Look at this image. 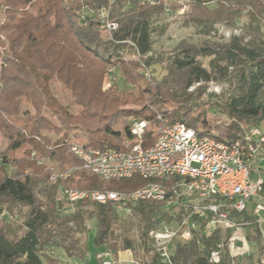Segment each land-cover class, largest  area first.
Instances as JSON below:
<instances>
[{
  "label": "trees",
  "instance_id": "1",
  "mask_svg": "<svg viewBox=\"0 0 264 264\" xmlns=\"http://www.w3.org/2000/svg\"><path fill=\"white\" fill-rule=\"evenodd\" d=\"M166 1L171 11L184 6V23L201 26L199 33L209 34L217 21L233 25L243 16L247 26L225 43L194 45L180 41L168 57L166 74L158 79L151 66L162 64L163 59L155 53L151 24L155 15L166 12ZM166 1L150 4L142 0H0V264H55L58 259L46 253L54 246L67 256L83 258L87 241L75 234L87 232L86 211L66 212L62 209L64 200L53 194L60 186L101 188L103 184L96 175L80 168V161L69 150L71 141L66 135L85 138L87 141L82 143L88 147L127 149L134 136L126 117L132 114L153 125L158 123L156 115L161 114L170 122L183 121L199 135L222 140L239 138L245 129L261 126L264 35L260 29L264 1ZM211 1L216 2L213 8L207 6ZM101 8H108L109 18L117 24L106 38L100 34ZM126 54L132 57L127 58ZM201 56L212 57L209 68L199 62ZM110 65L120 72L129 88L119 89L111 83L102 89ZM144 69L149 71V77L144 75ZM211 80L224 85L220 92L208 90ZM23 103L33 108L34 114L20 115L19 106ZM209 105L213 109L212 125L199 120ZM95 121L98 126H94ZM144 136L142 144L147 145L151 131ZM41 158L53 159L55 165L43 160L39 163ZM49 166L57 171H71L65 178L51 181ZM8 167L13 168V174ZM23 167L31 172L23 174ZM36 168L43 171L42 180L49 186L44 189L42 200L34 188ZM77 175L82 176V181L75 180ZM123 179L129 182V190L146 182L137 174L115 182ZM110 187L119 190L118 186ZM85 203L92 206L88 217L96 220L93 245L113 252L118 248L132 250L129 240L120 247L111 243V206L86 200L74 204ZM15 206L28 208L20 226L4 215L11 214ZM160 206L163 205L158 201L140 200L130 209L143 225L140 239L145 251L148 244L154 247L149 231L178 218L174 213L171 216L162 212ZM220 240V230L209 236L196 230L189 240L177 244L172 262L231 264L227 253L222 252L217 263L208 260L210 250ZM154 259L161 263L156 250Z\"/></svg>",
  "mask_w": 264,
  "mask_h": 264
},
{
  "label": "built area",
  "instance_id": "2",
  "mask_svg": "<svg viewBox=\"0 0 264 264\" xmlns=\"http://www.w3.org/2000/svg\"><path fill=\"white\" fill-rule=\"evenodd\" d=\"M164 10L171 11L167 1ZM99 17L101 31L110 36L117 24L109 18L108 8H101ZM116 71L114 65L106 69L107 86L115 82ZM143 73L146 77L150 75L147 69ZM156 120L158 123L154 125L148 119L130 120V133L140 142L129 146L127 151L93 148L82 142H71L69 146L80 161V168L101 180L137 174L146 180L143 185L126 191L60 186L57 199L108 204L115 211L129 210L140 200L161 202L178 216L173 227L162 225L148 233L165 264H173L169 246L175 238L189 240L196 230L206 236L216 230L220 234L229 230L228 235H235V230L248 223L247 217L259 225L264 221V130L253 126L239 138L222 140L199 135L183 121L170 122L161 114L156 115ZM147 131H151V144L144 145L142 138ZM48 171L49 179L55 181L67 177L71 170L57 171L49 166ZM155 178L160 181L151 180ZM221 250L222 244L216 243L209 252V262L217 263ZM99 258L101 264L114 262L109 250L102 251Z\"/></svg>",
  "mask_w": 264,
  "mask_h": 264
},
{
  "label": "rangeland",
  "instance_id": "3",
  "mask_svg": "<svg viewBox=\"0 0 264 264\" xmlns=\"http://www.w3.org/2000/svg\"><path fill=\"white\" fill-rule=\"evenodd\" d=\"M264 1V0H263ZM209 8H213L216 6V2L211 1L207 4ZM186 11L184 6H181L175 11H168L163 12L161 14H157L153 17L152 20V39H153V47L157 56L163 59L162 64H155L151 66V70L153 76L160 79L163 75L166 74V69L164 68L167 64L168 57L174 53V49L180 41H186L187 43H191L194 45H201L203 43H225L228 42L233 36L240 35L244 32L245 27L247 26V18L245 16L236 19L233 25H227L224 21H217L213 23V28L209 34L199 33L198 31L202 28L201 26L196 27V24L189 22L188 24L184 23V18L182 14ZM163 30L162 34H159V31ZM262 35H264V22L261 25L260 29ZM100 34L103 38H106L107 35L100 31ZM249 38V35L246 39ZM244 40V42L246 41ZM128 49H125L127 51ZM126 57H132L130 54H126ZM211 56H201L198 58L199 62L202 66L209 68V61L211 60ZM144 72V71H143ZM116 79L114 84L119 89H127L129 88V84H127L123 77L121 76L120 72L116 71ZM106 77V75H105ZM141 85H145L144 82L141 81ZM223 84H218L214 80H211L208 83V90L220 92L222 89ZM107 81L105 79V85L102 89H106ZM191 87L190 89H192ZM148 101V100H147ZM101 103V101H100ZM133 108H136V104H132ZM35 110L31 107L26 106L24 103L19 106V113L22 116H30L34 114ZM213 109L212 107L207 108V112L205 116H200V121H206L211 124V116H212ZM100 115V114H99ZM100 118V117H99ZM105 118V117H104ZM138 119L133 114L126 117L127 123L130 122L131 119ZM104 120V119H103ZM94 126H98L97 121ZM89 124V123H88ZM93 124V123H92ZM90 125V124H89ZM260 128L264 130V121L261 123ZM54 136L52 133L50 134ZM60 134H56L54 137H59ZM145 138L143 136L142 140ZM66 139L71 142H86L85 138H77L73 139L70 134L66 135ZM140 139L134 136L129 144L139 143ZM148 144H151L149 142ZM127 149H121L122 151H127ZM47 165H55L53 159H43ZM8 171L10 174H13L14 170L11 167H8ZM23 174L30 173L31 170L28 168L21 169ZM42 170L36 168V178L37 180L34 181V188L37 197L42 200L45 198L44 189L48 185L46 181L43 182V175ZM100 179V178H99ZM76 181H82V176L77 175L75 177ZM101 180V179H100ZM102 187L101 188H110V186H118L119 190H129L127 188L129 182L126 179L121 180L120 182L116 183L114 179L111 180H101ZM133 187H131L132 189ZM57 196L55 192L53 196ZM262 198L264 199V193L262 194ZM62 209L66 212L74 211L76 209H82L86 211L84 214V225L87 228L86 233L76 232L75 235H82V237L86 238L88 235L95 234V225L96 220L94 217H88V213L91 211L92 206L90 204H81L76 205L74 203L63 202ZM160 210L162 212H167L171 216H173L174 211L166 208L165 206H160ZM28 208L26 206H15L13 208V212L11 214H4L5 218L11 221L14 225L20 226L25 219L27 214ZM248 223L242 225L241 228L235 230V235H228L229 230L222 232L220 243L222 244L221 252L229 256L231 264H264V221L259 225L258 223L251 222L249 217H247ZM112 227H111V243L116 247H120L125 240H129L132 242V253L135 261L137 264H142L143 261L147 264H157L160 261H155V249L151 244H148V250H144L142 246V241L140 239L141 232L143 230V225L140 222V219L137 215L133 214L131 210H122V211H113L112 217ZM250 221V222H249ZM162 225H166L168 227H173L175 223L171 220L168 222L163 223ZM161 225V226H162ZM149 235V234H148ZM234 237L230 240V237ZM185 240L180 238H175L169 246L171 252H174L175 247L177 244H182ZM62 249L59 247H50L46 251L50 256L57 258V262H59V255L62 253ZM101 252H97L93 256H95L99 260ZM56 262V263H57ZM55 263V264H56ZM160 264H165L161 262Z\"/></svg>",
  "mask_w": 264,
  "mask_h": 264
},
{
  "label": "crops",
  "instance_id": "4",
  "mask_svg": "<svg viewBox=\"0 0 264 264\" xmlns=\"http://www.w3.org/2000/svg\"><path fill=\"white\" fill-rule=\"evenodd\" d=\"M93 237L94 235H88L87 242H86V252L83 258H78L75 256H67L64 251H62L61 255H59V262L56 264H101L100 258L99 260L93 256L97 252H102L104 250H109L105 246L96 247L93 245ZM111 252V258L117 264H137L133 257V253L130 249H122L118 248L116 252Z\"/></svg>",
  "mask_w": 264,
  "mask_h": 264
}]
</instances>
